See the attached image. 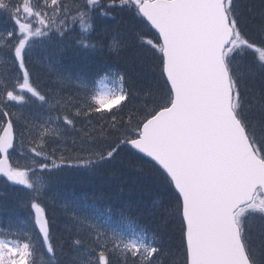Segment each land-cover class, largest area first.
<instances>
[{
  "label": "snow or ice",
  "instance_id": "6c2138e0",
  "mask_svg": "<svg viewBox=\"0 0 264 264\" xmlns=\"http://www.w3.org/2000/svg\"><path fill=\"white\" fill-rule=\"evenodd\" d=\"M117 5L147 29L137 41L145 63L158 64L155 85L137 94L124 75L105 74L90 99L51 101L31 82L27 51L44 38L67 39L76 24L91 31L95 15ZM0 13L12 21L0 39L20 73L14 85L0 88V177L28 190L22 206L33 215L50 264H57L56 248L41 200L51 174L72 164L110 163L125 150L150 165L171 201L163 212L179 221L183 264H264L248 233L251 221L264 222V90L257 96L248 89V73L264 79V23L253 38L240 0H83L75 11L65 0H0ZM27 104L46 109L47 118L9 111ZM93 119L103 121L98 130L77 129ZM80 132L102 150L87 158L60 150L66 136ZM18 151L30 154L31 163H11ZM73 220L75 264H168L147 232L117 231L102 215L75 209ZM35 255L31 238L0 226V264H36Z\"/></svg>",
  "mask_w": 264,
  "mask_h": 264
},
{
  "label": "trees",
  "instance_id": "16d2710c",
  "mask_svg": "<svg viewBox=\"0 0 264 264\" xmlns=\"http://www.w3.org/2000/svg\"><path fill=\"white\" fill-rule=\"evenodd\" d=\"M65 3L75 11L83 0H65ZM107 11V15H95L91 31L82 32L76 24L67 39L44 38L27 51L26 64L31 82L51 101L90 99L99 90L97 81L105 74L110 77L116 73L124 75L131 90L137 94L155 85L158 64L155 60L145 63L137 41V32H147V29L118 5ZM240 11L246 31L256 38L258 27L264 23V0H240ZM12 28L8 16L0 13V37ZM80 39L96 47L84 48L77 43ZM3 43L0 39V88L5 84L14 85L20 76L18 66L3 48ZM251 61L249 55L243 63ZM108 84L111 86V79ZM248 89L250 94L258 96L264 90V79L248 73ZM9 111L14 116L22 113L33 121L47 118L46 109H37L32 104L15 105ZM23 123H17L18 135L24 131ZM102 124L103 121L96 119L91 123L85 120L77 124V129L93 131ZM59 148L68 155L87 158L103 146L94 144L80 132L66 136ZM11 163L24 167L31 163L30 154L21 155L18 151L12 155ZM46 190L47 195L41 203L50 221L57 264H75L78 256L71 247V240L78 235V226L73 220L74 209L93 217L102 215L108 220V226L117 231L134 228L147 232L164 250L163 258L168 264H183L179 221L171 220L163 212L171 201L158 190L156 174L150 165L127 150L110 163L62 167L51 174ZM27 192L23 187L10 186L0 177V226H10L21 236L31 238L36 244V264H50V257L33 226V215L22 206ZM248 233L249 242L258 256L264 253V222L251 221Z\"/></svg>",
  "mask_w": 264,
  "mask_h": 264
},
{
  "label": "water",
  "instance_id": "95a60500",
  "mask_svg": "<svg viewBox=\"0 0 264 264\" xmlns=\"http://www.w3.org/2000/svg\"><path fill=\"white\" fill-rule=\"evenodd\" d=\"M2 178H3V177H2ZM3 179L6 180V178H3ZM7 183H8L9 185H11V186H14V187H22V186H18V185H13L11 182H8V181H7Z\"/></svg>",
  "mask_w": 264,
  "mask_h": 264
},
{
  "label": "bare ground",
  "instance_id": "6f19581e",
  "mask_svg": "<svg viewBox=\"0 0 264 264\" xmlns=\"http://www.w3.org/2000/svg\"><path fill=\"white\" fill-rule=\"evenodd\" d=\"M5 53V52H4ZM3 54V53H2ZM8 56V55H7ZM3 57V56H2ZM1 58V57H0ZM3 79V78H2ZM4 80V79H3ZM2 83V82H1ZM50 194V193H49ZM62 207V206H61ZM64 207V206H63Z\"/></svg>",
  "mask_w": 264,
  "mask_h": 264
}]
</instances>
